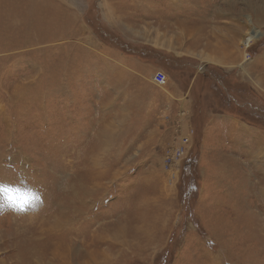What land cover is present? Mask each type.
I'll return each mask as SVG.
<instances>
[{"label": "rangeland", "instance_id": "1", "mask_svg": "<svg viewBox=\"0 0 264 264\" xmlns=\"http://www.w3.org/2000/svg\"><path fill=\"white\" fill-rule=\"evenodd\" d=\"M0 264H264V0H0Z\"/></svg>", "mask_w": 264, "mask_h": 264}, {"label": "built area", "instance_id": "2", "mask_svg": "<svg viewBox=\"0 0 264 264\" xmlns=\"http://www.w3.org/2000/svg\"><path fill=\"white\" fill-rule=\"evenodd\" d=\"M155 78V80H158L159 82H160V84H158V86H161V85H163L164 83H165V80H164V76H162L161 74L159 75V74H155V76H154Z\"/></svg>", "mask_w": 264, "mask_h": 264}, {"label": "trees", "instance_id": "3", "mask_svg": "<svg viewBox=\"0 0 264 264\" xmlns=\"http://www.w3.org/2000/svg\"><path fill=\"white\" fill-rule=\"evenodd\" d=\"M191 162H192L191 160H189V159L187 160L188 164L191 163ZM193 189L195 190V187H193ZM188 192H191L190 189H188Z\"/></svg>", "mask_w": 264, "mask_h": 264}]
</instances>
